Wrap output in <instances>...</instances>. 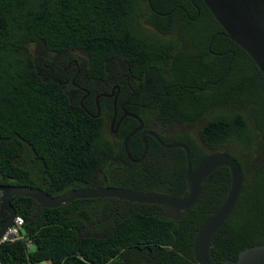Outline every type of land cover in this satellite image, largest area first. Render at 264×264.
Wrapping results in <instances>:
<instances>
[{
  "label": "trees",
  "instance_id": "obj_1",
  "mask_svg": "<svg viewBox=\"0 0 264 264\" xmlns=\"http://www.w3.org/2000/svg\"><path fill=\"white\" fill-rule=\"evenodd\" d=\"M196 2L208 27L178 33L158 26L148 0H0V186L53 197L108 187L184 197V150H151L140 164L128 159L124 141L138 122L125 118L114 136L119 92L117 123L126 110L159 134L171 125L169 144L190 149L193 169L217 152L239 162L243 193L214 238V260L236 262L264 245V112L257 117L255 107L257 98L264 102V75ZM134 139L137 160L143 146L135 151ZM171 153L180 162L175 184L157 185L155 168ZM230 185V170L218 169L179 221L116 198L38 210L34 199L12 197L25 224L20 239L1 245L2 264H197L196 231ZM6 218L0 204V223Z\"/></svg>",
  "mask_w": 264,
  "mask_h": 264
},
{
  "label": "water",
  "instance_id": "obj_2",
  "mask_svg": "<svg viewBox=\"0 0 264 264\" xmlns=\"http://www.w3.org/2000/svg\"><path fill=\"white\" fill-rule=\"evenodd\" d=\"M211 14L233 42L242 48L255 62L264 75V0H203ZM117 111H115L111 129L114 131ZM131 117L139 122V127L131 132L124 141V151L134 164L144 161L148 153L146 135L154 136L165 149H182L186 154L187 183L186 195L176 198L160 193H147L136 190L108 187L98 189H78L69 191L62 196L53 197L42 189L29 186H0V204L7 218L0 223V239L13 227L18 213L10 198L25 197L37 202L41 208L58 209L78 200H97L116 198L129 203L154 205L163 209L166 217L179 221L198 203L205 182L221 168H228L231 173L230 190L207 221L196 231L193 242V254L197 264H264V245L242 251L236 262L218 263L212 256V244L215 236L234 214L244 189V173L239 162L225 152H217L204 158L193 169L191 151L184 144H164L151 132L142 135L144 151L140 159L132 158L129 141L144 129V122L136 114L126 113L123 117ZM121 119L120 122L123 120ZM119 126V125H118Z\"/></svg>",
  "mask_w": 264,
  "mask_h": 264
},
{
  "label": "flooded vegetation",
  "instance_id": "obj_3",
  "mask_svg": "<svg viewBox=\"0 0 264 264\" xmlns=\"http://www.w3.org/2000/svg\"><path fill=\"white\" fill-rule=\"evenodd\" d=\"M148 1H149V6L152 9V13L155 14V16L153 17L154 21L159 22L160 25H158V26H161L166 31L168 30V28H170L173 32L176 31L178 33H181V32L184 33L186 28L194 26L195 28H197L198 32H201V31L203 32L208 27L207 21L204 18V14H205L204 10L201 8V5L196 2V0H148ZM153 5L158 7L162 12H157L154 9ZM222 34H224V33H222ZM215 37L211 40V42L209 44V50L210 51H211V46L213 45V43L216 40ZM183 43L186 44L185 42H183ZM212 54L213 55H219V54H216L214 52ZM232 62H233V58L231 59V63ZM117 75H119L118 76L119 80L121 78L124 79L126 77L124 74H122V76H120V73L115 72V76H117ZM80 81H81V79H80ZM126 82H130V79L126 78ZM99 89H101L103 92L105 91L104 90L105 87H103V88L99 87ZM102 95L104 96L105 94H102ZM118 95H119V92L117 93L116 97H114L115 96V89L112 90V93L110 95H105L109 99H113V97H114L113 105H114L115 111H117ZM88 96H91V94L89 93ZM98 99H99V97H97V101H98ZM128 104H129V102H125L124 104H121V108L123 110H125V107L128 106ZM126 113H129V112H126V110H125L124 115ZM99 114H100V112H99ZM114 115H115V113H114ZM124 115H123V117H124ZM123 117L121 119H123ZM117 118H118V111H117L116 123H117ZM126 118H129V117H126ZM124 119L121 122L119 120L117 125L115 123V129H114V131L112 130L114 136L118 135V129H119L120 125L122 124V122L124 121ZM112 124H113V122H112ZM112 124H111L110 128L112 127ZM169 126L170 127L167 128L166 132H164L166 134H162V133L159 134L158 132L148 128L144 123V129L142 131H140L139 133H137L133 137V138H135L132 142L133 149L136 151L135 148L138 145V143L140 142L143 146V151H144V144H143L142 135L145 132L154 133L155 135H157L161 139V141L164 144L172 145V144H169V141L170 142L173 141L174 136H172V134H171V125H169ZM138 127H139V122H138V126L133 128V130H131V132H133ZM146 140L148 143L147 155L149 154V152L151 150L153 152H155L156 154H161V155H163V150H168V149H165L164 147H162L161 144L159 143V141L152 135H149V134L146 135ZM130 141H129V143H130ZM171 150H173V149H171ZM142 154H143V152H142ZM142 154H141V156H142ZM163 161H166L167 163L161 164L155 168L156 169L155 181L156 182L158 181V183H156V184L160 185V186H164V187H173L175 184V176H177V174H178V173H175L176 172L175 167L180 164L179 156L178 155L176 156L174 153H171V154H169V156L166 159H163ZM156 213L165 215L163 209L159 206H156L150 210V214H156Z\"/></svg>",
  "mask_w": 264,
  "mask_h": 264
},
{
  "label": "built area",
  "instance_id": "obj_4",
  "mask_svg": "<svg viewBox=\"0 0 264 264\" xmlns=\"http://www.w3.org/2000/svg\"><path fill=\"white\" fill-rule=\"evenodd\" d=\"M0 198H1V192H0ZM24 224H25L24 219L21 216H17L13 227L10 228L5 233V235L0 239V247L5 242L15 241L17 239H20L22 237L21 236V230H22ZM28 246H32V244L29 243ZM0 264H2L1 257H0Z\"/></svg>",
  "mask_w": 264,
  "mask_h": 264
},
{
  "label": "rangeland",
  "instance_id": "obj_5",
  "mask_svg": "<svg viewBox=\"0 0 264 264\" xmlns=\"http://www.w3.org/2000/svg\"><path fill=\"white\" fill-rule=\"evenodd\" d=\"M255 107L258 108L257 117H262L263 116V112H264V102L262 101L261 98H257L256 103H255ZM178 129H180V128L179 127H172V130H178ZM195 134H197V133H195ZM35 249H36L35 246L31 247V251H34ZM44 264H48V263H44Z\"/></svg>",
  "mask_w": 264,
  "mask_h": 264
}]
</instances>
